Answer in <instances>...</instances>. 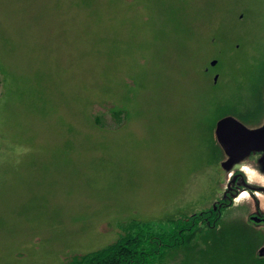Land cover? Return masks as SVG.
<instances>
[{
    "label": "rangeland",
    "instance_id": "rangeland-1",
    "mask_svg": "<svg viewBox=\"0 0 264 264\" xmlns=\"http://www.w3.org/2000/svg\"><path fill=\"white\" fill-rule=\"evenodd\" d=\"M263 49L264 0H0V264H64L133 222L176 236ZM233 222L161 264H264V226Z\"/></svg>",
    "mask_w": 264,
    "mask_h": 264
},
{
    "label": "flooded vegetation",
    "instance_id": "flooded-vegetation-1",
    "mask_svg": "<svg viewBox=\"0 0 264 264\" xmlns=\"http://www.w3.org/2000/svg\"><path fill=\"white\" fill-rule=\"evenodd\" d=\"M239 48L240 44H236L231 51ZM255 54L258 63H261L254 67V81L239 92L229 93L230 98L236 99L235 106L225 107L224 114L213 128L211 140L215 148L214 157L219 178L209 208L189 216L196 220H186L185 225L189 226L185 228L193 227L195 232L221 231L225 223L231 224L233 221V225H240L241 228L243 226L247 230L264 226V133L258 147L241 158H236L237 155L227 156L216 138L217 124L226 117H231L249 130H257L264 125V49L261 54ZM216 65L217 63L213 66L210 64L212 68ZM216 82L217 77L213 80L214 84ZM250 93L252 97L249 96ZM262 231L261 235L258 233L260 237H256L255 243L259 241L257 253L261 248L264 249V228Z\"/></svg>",
    "mask_w": 264,
    "mask_h": 264
},
{
    "label": "trees",
    "instance_id": "trees-1",
    "mask_svg": "<svg viewBox=\"0 0 264 264\" xmlns=\"http://www.w3.org/2000/svg\"><path fill=\"white\" fill-rule=\"evenodd\" d=\"M150 231L151 229L133 222L127 225L125 233L113 244L97 251L74 256L64 264H161L164 254L175 251V247L180 245L175 242L176 236L178 241L189 240L192 235L189 233L193 228H181L176 236L156 237ZM185 231L188 233L181 234Z\"/></svg>",
    "mask_w": 264,
    "mask_h": 264
},
{
    "label": "water",
    "instance_id": "water-1",
    "mask_svg": "<svg viewBox=\"0 0 264 264\" xmlns=\"http://www.w3.org/2000/svg\"><path fill=\"white\" fill-rule=\"evenodd\" d=\"M211 65H215V62ZM263 133L264 125L257 130H249L231 117L222 119L216 127V138L219 145L227 156L237 155L236 158H241L258 147L257 144ZM226 164L227 162L223 166ZM260 253L264 255L263 248Z\"/></svg>",
    "mask_w": 264,
    "mask_h": 264
}]
</instances>
